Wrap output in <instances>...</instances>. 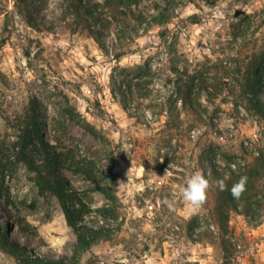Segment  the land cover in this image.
<instances>
[{"label":"rangeland","instance_id":"obj_1","mask_svg":"<svg viewBox=\"0 0 264 264\" xmlns=\"http://www.w3.org/2000/svg\"><path fill=\"white\" fill-rule=\"evenodd\" d=\"M72 1L0 0V225L9 243L32 257L72 260L76 234L56 195L41 192L32 168L46 173L45 162L56 158L71 166H56L71 187L70 201L89 206L79 220L109 232L75 264H264V169L251 209L228 210L226 235L210 173L199 214L189 216L188 205L174 197L191 173L210 172L211 160L227 177L228 167L246 171L264 159V117L247 111L230 85L264 51V0H122L116 9L123 13L106 8L90 28L68 8ZM162 14L163 24L153 23ZM93 31H103L107 51ZM174 53L191 70L205 63L207 77L222 79L227 66L231 78L222 79L214 98L201 93V115L178 102L179 120L172 125L167 106ZM146 60L151 93L126 111L112 93L113 67ZM257 95L264 106V83ZM80 116L97 136L77 121ZM106 187L116 197L111 218L98 211L113 204ZM21 258L0 239V264H25Z\"/></svg>","mask_w":264,"mask_h":264},{"label":"trees","instance_id":"obj_2","mask_svg":"<svg viewBox=\"0 0 264 264\" xmlns=\"http://www.w3.org/2000/svg\"><path fill=\"white\" fill-rule=\"evenodd\" d=\"M85 0H73L69 3L68 8L73 11L76 19L84 21L88 28L91 27V22L99 23L101 16L104 14L106 8L116 9L119 3H122V0H106L103 5H94L90 1L88 3L84 2ZM118 12L123 13L122 10L116 9ZM167 18L165 14H162L160 18L155 17L153 23L162 25L164 20ZM28 23L30 25H35L33 23V18L30 16L28 18ZM110 26V22L107 21V24L102 25V30L107 31ZM103 31H93V35L97 40L100 48L104 51L106 50L105 45L101 41V35ZM121 57L120 54H115L114 58L119 60ZM256 57V56H255ZM252 60L246 65L244 71V77L242 80L232 78L231 82V91L239 92V97L245 101L246 109L249 112L260 115L264 117V106L261 99L258 97L257 93L264 83L262 80V71L264 63V51L257 55L256 58L252 57ZM180 56H177L174 53L169 59V68L173 73L171 81L174 86V91L171 96L168 98L167 114H168V123L171 122L172 125H175L176 121L179 120L180 110L178 107V102H180L183 110H188L197 114H200V98L201 93L206 91L209 97L214 98L217 93L223 90L224 83L222 79L231 78L229 68L226 66L224 69V74L222 79L214 76L207 77L206 69L203 67L205 63L200 64L190 69L188 64L180 65ZM216 66V65H215ZM112 80V93L119 97V102L122 107L129 111L133 105H141L142 99L149 97L151 93L150 85L152 84V66L149 61H145L142 64H135L133 67H124L117 64L113 67L111 73ZM238 88H237V87ZM72 115V118L75 119V115ZM80 115V114H79ZM81 118V116H80ZM79 123L84 125L92 134L98 135L96 130L86 122L83 118L77 120ZM37 128V123L34 122L32 129L27 131V134L35 132ZM39 136V134H36ZM45 146V142L41 143ZM24 159H27L23 155ZM264 159L260 160V164H256L254 167L248 168L246 171H236L230 167V175L225 177L224 172H220L217 168V165L210 161V172L206 171L205 176L211 177L217 182L218 180H223L227 189H230L234 183H236L241 176H247L246 191L242 194L239 200L233 199L229 190L220 191V203L215 211L219 223H221L222 235L228 233L227 227L229 222V211L235 210L239 211V208L245 212H248L251 209L252 199L259 192L257 188L256 180L260 178L262 171L264 169ZM31 163V162H30ZM59 163V164H58ZM31 165V164H30ZM59 167H71L65 162H57L56 158L48 159L44 168L47 169L46 173H43L37 166H33L40 176V189L41 192L51 191L56 195L60 201L61 207L63 209L64 215L66 217L68 225L73 229L77 237V243L74 246L72 260L67 261L65 259H50L46 257H32L30 255L24 254L25 251L20 249L16 244L9 243L8 236L6 232L2 229L0 225V239L2 242L8 243L12 247L13 252H18L22 258V261L25 264H75L79 259L81 254L88 250L92 245L98 243L99 239L103 236L109 237V232L100 227H95L89 225L79 218L82 216L84 211H86L89 206L84 202L78 201V205L71 202L69 195L71 187L68 182L63 179L60 173L57 171L56 166ZM113 167V162L111 168ZM78 168L83 172H88L87 168L78 163ZM89 173V172H88ZM210 179V178H209ZM105 197L110 200L113 204L112 206H106L103 208H98L99 213L105 218H111L115 216L116 211V197L111 191V188L106 187L103 190ZM196 219H193V222ZM225 252H228V249L225 247Z\"/></svg>","mask_w":264,"mask_h":264},{"label":"clouds","instance_id":"obj_3","mask_svg":"<svg viewBox=\"0 0 264 264\" xmlns=\"http://www.w3.org/2000/svg\"><path fill=\"white\" fill-rule=\"evenodd\" d=\"M165 172H167V169ZM168 174L171 175V173ZM247 179V176H241L230 189H227L223 180H218L216 186L220 191L229 190L233 199L239 200L246 191ZM209 187V178L203 172L195 171L188 176L183 185L176 186L174 197L182 199L188 205L187 214L189 216L196 215L202 211ZM169 206H171L170 202Z\"/></svg>","mask_w":264,"mask_h":264},{"label":"bare ground","instance_id":"obj_4","mask_svg":"<svg viewBox=\"0 0 264 264\" xmlns=\"http://www.w3.org/2000/svg\"><path fill=\"white\" fill-rule=\"evenodd\" d=\"M13 235L17 236L18 241L20 242V236L16 233L15 230L13 231ZM38 248L41 249V252H47V249L43 244L38 245Z\"/></svg>","mask_w":264,"mask_h":264}]
</instances>
